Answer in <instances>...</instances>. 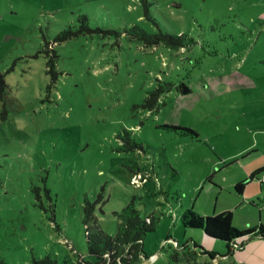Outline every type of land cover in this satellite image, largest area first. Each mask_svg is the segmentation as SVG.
Masks as SVG:
<instances>
[{
	"label": "rangeland",
	"instance_id": "374dc122",
	"mask_svg": "<svg viewBox=\"0 0 264 264\" xmlns=\"http://www.w3.org/2000/svg\"><path fill=\"white\" fill-rule=\"evenodd\" d=\"M135 27L183 47L146 46ZM0 75V264L92 262L87 201L110 236L133 198L158 219L137 264H181L174 252H203L193 242L222 251L183 226L188 209L264 221V195L254 208L233 185L264 163V0H0Z\"/></svg>",
	"mask_w": 264,
	"mask_h": 264
},
{
	"label": "trees",
	"instance_id": "16d2710c",
	"mask_svg": "<svg viewBox=\"0 0 264 264\" xmlns=\"http://www.w3.org/2000/svg\"><path fill=\"white\" fill-rule=\"evenodd\" d=\"M146 17L149 16L146 13ZM82 21H87L83 16ZM137 32L134 36L143 40L146 46H154L160 43H166L174 47H183L180 38H174L170 35L159 34L157 36H149L143 30L134 28ZM74 34L71 32L61 33L56 43L64 42L71 38ZM57 56H54L48 63L50 68L49 73L52 75L53 83L57 81L58 72L56 71L55 61ZM172 86V85H170ZM5 87L0 75V89L3 91ZM183 95L191 93L186 83L182 82L178 87ZM169 91V90H168ZM162 91L155 90L150 94L144 107L149 110L158 108L159 95ZM163 128L179 132L194 138L198 135L191 129L168 126ZM264 172V167L255 172L253 179ZM251 179V178H250ZM248 182H241L235 186L237 194L241 195L247 186ZM136 198H133L120 212H114V216L118 218L117 233L115 236L108 235L100 225L95 216L94 205L89 201L84 207V225L87 237L88 255L93 258L92 262L80 260L76 264H137L141 261L142 256L147 258L143 243L148 234L156 232L158 228V219L153 216L143 217L141 211L136 208ZM98 203V200L96 201ZM183 226L187 229L202 230L208 237L230 244L235 240L242 239L247 241L253 237H264V226L258 228L239 230L233 224V213L228 211L214 216H202L196 213L193 209H188L181 217ZM33 264H57V262L46 258L44 260H34ZM67 264V261H66Z\"/></svg>",
	"mask_w": 264,
	"mask_h": 264
},
{
	"label": "crops",
	"instance_id": "0c3cea01",
	"mask_svg": "<svg viewBox=\"0 0 264 264\" xmlns=\"http://www.w3.org/2000/svg\"><path fill=\"white\" fill-rule=\"evenodd\" d=\"M253 152L260 153L257 150H252L248 154L247 153L243 154L242 158L250 157V155H252L251 153ZM235 162H238V161L236 160ZM253 164L255 165L251 166L250 164H246L243 166V169L245 171L243 177L239 181L238 180L235 181L236 183H233V185L235 187L238 183H241L243 181L248 182L243 193L241 195L238 194V196L242 197L243 203L248 202L246 204H249L253 206L254 208H256L259 206V204L263 203L262 201L263 199L261 197L262 195H264V183L262 182L264 177L262 176L263 178L261 177L262 179L261 180L259 179L260 178L259 175L257 176V179L255 178L253 179L251 176H253L255 172L262 169L264 167V163L256 164V161H254ZM262 174L264 175V172ZM207 180L211 182V177H208ZM256 180L258 181L259 186L258 185L256 186L257 184ZM258 210L261 212L262 208L260 207L258 208ZM225 212H228V211H225ZM233 224H234V213H233ZM249 226L251 227L245 230L258 228L259 226H264L263 217H261L259 225H258V222L255 221L254 223H251ZM193 230H199V229H193ZM205 237L208 240L215 241L217 245L220 247L222 245L223 246L222 251H219V253H217L216 249H213L211 251L206 246L207 244L205 245V243H201L200 245L206 248V249H203L202 247H199V245L197 246L196 242H193L195 249H201L203 251L201 252V255H198L196 250H195L196 252H193L192 250H190V247H187V249L182 251L183 252L182 256H179L177 252H174V255L172 257L176 259L175 262H178L181 264H264V237L256 236L247 241L235 240L230 244H226L225 242L212 239L208 237L206 234H205ZM145 254L147 256V253ZM153 256H156V255H153Z\"/></svg>",
	"mask_w": 264,
	"mask_h": 264
},
{
	"label": "built area",
	"instance_id": "2783aa9c",
	"mask_svg": "<svg viewBox=\"0 0 264 264\" xmlns=\"http://www.w3.org/2000/svg\"><path fill=\"white\" fill-rule=\"evenodd\" d=\"M264 183V179L262 181ZM156 258V256H152L151 259L154 260Z\"/></svg>",
	"mask_w": 264,
	"mask_h": 264
}]
</instances>
